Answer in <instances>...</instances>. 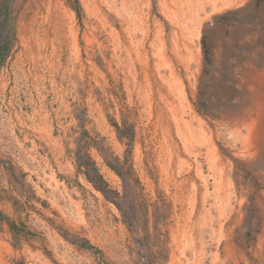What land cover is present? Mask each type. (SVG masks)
Wrapping results in <instances>:
<instances>
[{"label": "rangeland", "instance_id": "1", "mask_svg": "<svg viewBox=\"0 0 264 264\" xmlns=\"http://www.w3.org/2000/svg\"><path fill=\"white\" fill-rule=\"evenodd\" d=\"M2 2L0 264H264V0Z\"/></svg>", "mask_w": 264, "mask_h": 264}, {"label": "trees", "instance_id": "2", "mask_svg": "<svg viewBox=\"0 0 264 264\" xmlns=\"http://www.w3.org/2000/svg\"><path fill=\"white\" fill-rule=\"evenodd\" d=\"M5 1V0H4ZM69 4L77 8L80 6L79 0H68ZM2 0H0V5L2 4ZM86 139H83V142L80 144L79 149L76 151V158H77V168L78 171L84 173L89 181L93 183V185L101 190L104 195L110 199L114 200L115 196H119V192L113 191L109 188V183L105 180L104 176L100 173V169L97 166V162L92 158L91 154L89 153V149L92 146H96L100 152L105 156V160L107 164L116 170L118 174L121 175V177L124 180V186L127 187V185H131V177L129 171L125 169V163L120 164L119 160L117 163H112L111 160L107 159V150L103 146H99L98 141H96L95 137L90 136L88 131H85ZM119 137L122 139L124 137L123 133L119 134ZM113 193V195H111ZM117 203V201H116ZM119 204V203H118ZM123 210V209H122ZM124 216H126V212L123 211ZM6 217L0 210V221L4 220ZM11 226V223H10ZM143 264H160L159 256L158 258H149L147 257Z\"/></svg>", "mask_w": 264, "mask_h": 264}]
</instances>
